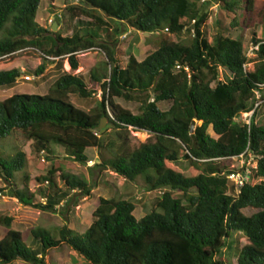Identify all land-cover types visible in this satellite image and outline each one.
I'll return each mask as SVG.
<instances>
[{
	"label": "trees",
	"instance_id": "16d2710c",
	"mask_svg": "<svg viewBox=\"0 0 264 264\" xmlns=\"http://www.w3.org/2000/svg\"><path fill=\"white\" fill-rule=\"evenodd\" d=\"M41 1L0 0V87H11L21 77L12 66L14 55L27 48L46 58L68 56L75 70L80 50L98 47L107 60L90 70L89 85L65 72L46 94L13 93L1 100L0 139L19 132L40 152L52 153L55 147L79 164H86L87 148L105 149L107 155L101 154L96 164L100 171L111 169L129 181L140 177L148 191L163 192L140 218L134 216L133 201L99 196L85 231L75 232L66 224L57 235L32 229L34 249L12 228L13 218L2 216L6 232L0 239V264H49V252L61 246L88 264H224L222 251L231 246L228 240L234 232L247 238L237 250L236 264H264V125L255 122L257 93L264 104V39L252 34L255 62L247 70L251 60L244 44L229 32L246 27L245 16L256 6L264 21V0L203 2L219 6L214 17L202 10L200 0H80L84 7L79 9L93 18V28L70 36L36 22ZM209 21L216 31L204 30ZM122 26L141 33L166 31L175 40L163 36L154 51L141 60L129 54L122 66L115 49ZM184 33L189 38H183ZM118 52L125 53L122 47ZM44 69V64L39 66L34 75ZM222 69L231 77L221 79ZM98 92L101 100L91 112L69 100L70 94L89 98ZM116 98L139 103L138 113L116 104ZM159 102H168L169 108L160 109ZM252 111L249 122L241 120ZM102 118L117 129L119 145L111 142L103 148L102 131H97ZM130 129L147 132L150 138L127 148L123 137ZM246 150L257 167L237 190L228 179L233 167L223 160ZM181 160L189 161L195 172L187 175L176 167ZM25 169L24 152L0 153V195L8 191L25 206L54 213L91 196V184L84 177L61 172L60 186L53 169L34 180ZM33 181L37 188L30 191ZM173 191L181 197H174ZM37 194L44 202L36 201ZM248 207L258 211L246 216L242 210Z\"/></svg>",
	"mask_w": 264,
	"mask_h": 264
},
{
	"label": "rangeland",
	"instance_id": "374dc122",
	"mask_svg": "<svg viewBox=\"0 0 264 264\" xmlns=\"http://www.w3.org/2000/svg\"><path fill=\"white\" fill-rule=\"evenodd\" d=\"M207 1L210 2L211 0H200L198 5L202 6V3H208ZM71 6H77L78 8L70 12L66 11ZM82 7H84V4L80 0H53L52 2L42 0L38 8L36 22L50 32H59L61 36H70L77 30L82 31L84 27L93 28L91 25L94 21L93 18L79 9ZM259 9V6L253 7L250 13L245 16L246 27H238L233 30L229 29L231 36L241 40L244 44L247 58L251 60L246 65L247 70H252L255 62L252 34L254 33L257 39H264V21L259 15ZM202 10L206 11L211 17H214L219 11V6L213 3L210 6H202ZM103 17L109 22L110 26L114 25L113 21L107 19L105 16ZM212 24L209 21L204 27V30L209 33L216 31ZM222 25L228 27V23L225 21H222ZM53 26H56L55 30H53ZM122 30L124 32L118 37V43L115 46L116 58L122 66L125 65L129 54L141 60L148 53L154 51L163 36H168V39L175 40V37L169 35L166 31L162 34L141 33L125 26H122ZM1 36L2 34L0 33ZM182 37L189 38L188 33H184ZM121 47L125 51L124 54L118 52ZM76 54L80 60V67L75 70L69 64L68 56L56 59L54 57L46 58L41 51L32 48L16 52L14 55L16 61L12 66L21 71V77L11 87H0V101L13 93L46 94L52 84L65 72L81 76L89 85L90 70L94 67L104 66L103 63L107 60L105 53L98 47H95L80 50ZM43 64L45 65L44 72L39 76L34 75L38 67ZM220 77L226 80L231 77V74L227 70L222 69L220 71ZM213 85L214 83H212ZM256 98L255 122L264 125V104L260 98V94H256ZM69 100L76 108L85 112H91L99 104L101 92L89 98H81L75 94H70ZM114 102L134 114H137L139 111V103L137 102L119 98L114 99ZM169 105L168 102L158 103V106L162 110H167ZM251 115L244 113L241 116V120L249 122ZM101 122L102 127L100 131L102 132L99 134L103 142V148H106L111 142L119 145L117 129L109 123L107 118H102L100 124ZM196 124H199V122H196ZM97 131H99L98 128ZM208 132L214 136L211 128L208 129ZM124 135L123 141L127 148L138 146L150 138L147 132L131 129ZM18 150L26 154L25 170L31 179L34 180L36 176L48 175V171L53 169L54 173L52 176L60 186H62L60 174L64 172L86 178L92 187L91 196L82 199L74 206H69L66 210L58 208L59 211L57 213L25 206L14 197L9 196L8 191L0 195V217H12V228L22 233L24 241L32 249L37 244V241H35V244H31L33 238L31 237L30 231L32 229L42 228L49 230L53 235H57L58 228L66 224L75 232L81 233L85 231L91 223V215L97 206L99 196L133 201L136 206L134 216L140 218L151 210L155 199L163 192L159 190L148 191L143 179L140 177L134 181H129L111 169L100 171L96 168V164H98L101 154L104 156L107 155L105 149L87 148L85 151L87 157L86 164H79L72 161L70 157L55 147H53L52 153L40 152L32 144V141L25 139L19 132H15L10 138L0 139V153L4 152L5 155H12ZM223 165L234 168L240 167L239 161L234 159L223 160ZM175 166L181 168L187 175L196 170L189 161L185 160H181ZM2 187H4V181L0 178V188ZM36 188L37 186L34 181L29 184L30 191H34ZM173 196L179 198L181 197V193L173 191ZM35 199L38 202H44V199L38 194L35 196ZM257 211L255 208L248 207L243 209L242 213L250 216ZM5 232V227L0 225V239L4 236ZM228 241H230L231 246L225 247L222 251V258L226 260L224 264H236L237 250L247 243V238L241 233L234 232ZM46 261L49 264H88L83 257L66 246L51 250L46 257ZM12 264L27 263L15 261Z\"/></svg>",
	"mask_w": 264,
	"mask_h": 264
},
{
	"label": "built area",
	"instance_id": "2783aa9c",
	"mask_svg": "<svg viewBox=\"0 0 264 264\" xmlns=\"http://www.w3.org/2000/svg\"><path fill=\"white\" fill-rule=\"evenodd\" d=\"M257 94L259 95V93ZM252 113L253 111L246 114L250 115ZM232 159L239 161L240 167H233V170L228 175V179L230 184L235 186V188L239 190L241 186H243L246 182L249 181L252 171L257 167V163L254 157L252 156L251 152H249L248 150L243 152L238 157H234Z\"/></svg>",
	"mask_w": 264,
	"mask_h": 264
},
{
	"label": "water",
	"instance_id": "95a60500",
	"mask_svg": "<svg viewBox=\"0 0 264 264\" xmlns=\"http://www.w3.org/2000/svg\"><path fill=\"white\" fill-rule=\"evenodd\" d=\"M55 27H56V26H53V30H55ZM194 123H195V122L192 123V128L194 127ZM101 127H102V122H101V124L98 126V129L101 130Z\"/></svg>",
	"mask_w": 264,
	"mask_h": 264
}]
</instances>
